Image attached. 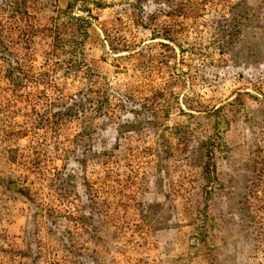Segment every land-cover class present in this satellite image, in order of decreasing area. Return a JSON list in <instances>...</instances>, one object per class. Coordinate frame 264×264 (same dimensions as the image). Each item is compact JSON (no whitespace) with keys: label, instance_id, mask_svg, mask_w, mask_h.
I'll return each mask as SVG.
<instances>
[{"label":"rangeland","instance_id":"rangeland-1","mask_svg":"<svg viewBox=\"0 0 264 264\" xmlns=\"http://www.w3.org/2000/svg\"><path fill=\"white\" fill-rule=\"evenodd\" d=\"M18 1L0 264H264V0Z\"/></svg>","mask_w":264,"mask_h":264},{"label":"trees","instance_id":"trees-1","mask_svg":"<svg viewBox=\"0 0 264 264\" xmlns=\"http://www.w3.org/2000/svg\"><path fill=\"white\" fill-rule=\"evenodd\" d=\"M1 3L3 4L4 7L8 8V7H12V5L18 3V0H0ZM86 0H84L85 3ZM2 41V40H0ZM2 53V52H1Z\"/></svg>","mask_w":264,"mask_h":264}]
</instances>
